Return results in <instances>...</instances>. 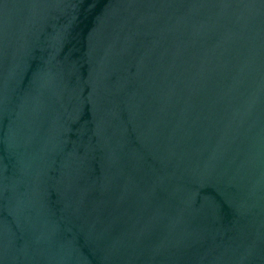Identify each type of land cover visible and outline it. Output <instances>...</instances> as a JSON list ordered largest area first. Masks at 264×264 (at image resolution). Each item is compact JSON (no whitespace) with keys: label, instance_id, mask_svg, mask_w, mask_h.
Segmentation results:
<instances>
[{"label":"water","instance_id":"95a60500","mask_svg":"<svg viewBox=\"0 0 264 264\" xmlns=\"http://www.w3.org/2000/svg\"><path fill=\"white\" fill-rule=\"evenodd\" d=\"M0 264H264V0H0Z\"/></svg>","mask_w":264,"mask_h":264}]
</instances>
